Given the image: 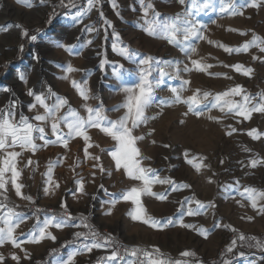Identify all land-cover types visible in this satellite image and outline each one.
Wrapping results in <instances>:
<instances>
[{"label": "rangeland", "instance_id": "rangeland-1", "mask_svg": "<svg viewBox=\"0 0 264 264\" xmlns=\"http://www.w3.org/2000/svg\"><path fill=\"white\" fill-rule=\"evenodd\" d=\"M204 2L210 3L211 7L202 8ZM149 3L153 8L145 17L140 0H96L90 10L88 0H81L77 9L68 10L56 18V7H62L60 0H21L19 3L17 0H0V109L7 110L15 104L16 118L23 114L31 120L35 115L43 114L38 104L29 110L30 105L36 104L35 95L47 96L51 88L56 95L68 100V106L86 116L85 101L72 86V81H76L88 91V106L95 108L102 104L107 117L117 120L124 114L123 109L112 111L125 100L120 89L137 83L141 69L150 72L149 79L153 81L161 78L162 69L167 75L155 91L152 106L146 111L148 117L156 119H149L146 125L135 130V135L145 136L137 142V147L144 158L142 166L154 169L161 179L171 178L177 185L190 186L172 191L168 184H155L153 193L166 194L167 199L142 197L147 216L162 224L169 218L173 220V224L162 230L153 228L142 220H133L129 213L135 206L119 199L123 192L138 186V182L130 180L122 169H115V162L109 155L115 142L110 137L99 129H89L93 147L88 149L87 157L82 138L71 139L68 148L57 144L43 145L37 139L36 153L23 152L17 164L21 171L18 183L24 185L22 193L31 196L32 202L16 196L10 180L7 190H0L15 202L13 207L6 204L4 211L10 208L25 217L15 233L18 241L22 242L21 246L16 248L8 242L0 246L3 264H37L48 252L71 238L76 239L79 245L65 247L47 264H58L70 252L80 249L85 243L91 244L93 240L101 245L107 240L108 246L80 252L74 258V264H109L107 257L113 250H117L123 257V264H127V261L137 259L125 253V249L132 248L149 252L158 248L161 254L172 260L208 264L229 247L232 251L239 247L244 241L239 239L240 235L259 241L261 236L264 237V213L258 211L264 206V200H259L257 209H253L244 192L246 188L264 192V113L254 112L250 119H244L211 109L197 117L192 113L185 115L188 111L185 104L167 106L161 103L170 100V89H179L184 80L190 81L184 85L187 90L181 93L184 98L193 95L197 89L201 94L209 92L215 95L240 86L245 94L256 98L253 104L258 103L264 94V52L253 47L247 53L229 54L218 45L235 49L250 41L253 34L264 40V0H256L257 7L249 6L252 0H233L234 7L243 13L235 16L230 14L231 9L224 13L219 11L220 0H196L197 8L192 7L191 0H185L183 5L179 0H144V6ZM186 11L192 12L190 19L204 25L205 39L192 42L197 51L191 59L213 65L208 69L212 75L195 70L184 72L185 64L192 65L180 47L169 44L165 39L149 36L143 30L147 26L145 20H152L155 13L164 20L177 14L183 17ZM77 12L83 15L77 17ZM43 13H47L46 20L35 25ZM50 17L52 22L48 23ZM37 29L40 31L36 34V41L30 39L28 51L22 55L20 48L25 49L28 37L23 35V31L27 30L29 34ZM55 42L71 50L58 48ZM114 44L117 48L126 46L139 56L129 61L113 50ZM145 57H152L153 63L139 64L138 61ZM156 61L162 63L156 64ZM164 62H178L180 75H176L175 65L169 66ZM237 64L252 69L250 76L235 71L232 66ZM68 66L75 71L68 73ZM21 74L26 83L20 79ZM4 88L10 91L5 92ZM29 91L34 95H29ZM232 99L239 102L241 97ZM54 100L55 97H50L46 103L52 104ZM68 106L59 115H64ZM41 126L48 138L55 141L50 123ZM61 127L66 133L67 129L63 125ZM152 129L155 130L152 135H147ZM253 129L259 133L258 139L248 134ZM93 156H99V161L93 160ZM29 159L32 160L31 166H27ZM253 160L259 161L255 167L251 164ZM93 164L98 166L94 168ZM196 164L203 165L199 172L194 167ZM99 165L103 166L104 172L100 171ZM9 177L10 173L5 178ZM77 181L83 182V191ZM45 187L49 188L47 195ZM113 199L118 200L114 207L110 203ZM196 200L214 207H206L198 215H187L188 208L197 207ZM46 209L65 218L70 213L72 220L69 226L48 229L56 237L55 242L47 238L39 244L24 242L35 228L43 226L46 218L54 216L45 214L43 211ZM82 220L88 227L73 226L81 224ZM181 222L192 227H181ZM200 229L207 231L206 238L200 234ZM77 232L84 233L88 239L83 236L76 238ZM92 232L97 235L92 236ZM184 251L193 252L195 256L183 257L181 253ZM13 255L19 257V261L13 260ZM153 255L156 254L153 252ZM139 259L145 258L140 256ZM229 264H264V251L256 247L254 252Z\"/></svg>", "mask_w": 264, "mask_h": 264}, {"label": "snow or ice", "instance_id": "snow-or-ice-1", "mask_svg": "<svg viewBox=\"0 0 264 264\" xmlns=\"http://www.w3.org/2000/svg\"><path fill=\"white\" fill-rule=\"evenodd\" d=\"M17 2H21V0H17ZM43 2V0H42ZM96 0H88L89 10L93 7ZM142 7L144 8V16H148V10L153 8L151 3L144 6V0H140ZM179 2L183 5L185 4V0H179ZM192 7L197 8L196 0H191ZM220 8L219 11L221 13L228 12L231 9L230 14L235 15H243L242 12L238 11L234 5L233 0H220ZM60 6L68 7L74 6L73 0H67V4H65V0H60ZM251 7H257L258 4L256 0H252V3L249 5ZM202 8L207 9L211 7V4L208 2H204L201 5ZM198 10V9H197ZM53 15L55 13L53 12ZM82 12H77L76 16H82ZM192 15L191 11H186V14L182 17L180 14H177L175 17L167 18L164 20L159 19V13H155L152 20H145V24L147 25L143 30L147 35L153 37H159L168 41L169 44L180 47L181 51L185 53L189 57L192 67H189L185 64L183 71L188 73L193 70L198 72H204L206 74L212 75V73L208 72V69L212 68L213 65L203 63L201 60L191 59V55L196 53L197 49L193 45V41L195 40H204L205 36L203 35L202 29L204 28L203 24H197L195 21L190 19ZM52 22V18L50 17L48 23ZM107 23V21H105ZM17 27H21L17 25ZM231 30V29H230ZM241 35H247L246 33H240ZM23 35L28 36L27 30L23 31ZM31 41H36L37 36L32 35L30 37ZM212 43V41H209ZM55 46L58 48H64L66 51H70L71 49L60 42H55ZM223 48V50L229 54L236 53H247L250 48H259L261 52H264V40L260 37L253 34V37L250 41L244 43L241 47L231 48L225 46L223 44L218 45ZM23 51V47L20 48ZM113 50L117 52L118 55L124 57L129 61H134L136 57L139 56L138 53L130 50L126 46H122L117 48L116 44L113 45ZM256 59V57H254ZM139 64L141 65H151L153 63L152 57H145L140 59ZM156 64H160L162 62L156 61ZM169 66L175 65L176 75L179 76L181 69L178 66V62H164ZM103 66V63L102 65ZM122 67V66H121ZM224 67H229V65H224ZM234 70L240 72L245 76H250L252 69L244 68L242 65H234ZM66 71L71 73L75 71L71 66H68ZM150 72H145L143 69L139 72L138 82L134 85L128 86L124 85L120 90L125 94V100L122 104L118 105L116 108L112 109V111H120L124 110V114L117 120H110L105 114V109L102 104L93 108L88 106L86 103L90 98L88 95V91L77 84L76 81H72V86L76 88L79 96L82 100L85 101L84 109L87 113L86 116H81L80 113L68 106V100L66 98H62L56 95L51 88L48 90V95H35L36 104L30 105L29 110L36 108L37 104L43 109V114H37L31 118L37 124H33L29 117L21 114L19 119L16 118L15 112V104H13L7 110L0 109V190L6 191V185L11 182V185L15 189L16 196L28 200L32 202L31 196H25L22 193V189L24 187L23 184L18 183L19 178L21 177V171L18 169V158L22 155L23 152L30 151L33 154L36 153L38 145L36 143L37 139L43 142V145L57 144L64 148H68L69 141L73 138H82L85 147L84 153L87 157L89 155L88 149L93 147L91 143V136L88 134L89 129L96 128L99 129L105 136L110 137L111 140L115 142V146L113 150L109 152L112 160L115 162V169L120 171L121 169L126 174V176L132 180L137 181L138 186L131 187L129 190L123 192L119 199L124 201L131 202L135 207L129 213L133 220H142L143 223L148 224L150 227L157 228L162 230L164 227L173 224V220L169 218L165 223H161L160 221L147 216L146 209L142 206L141 200L143 196H155L156 199L161 201L167 199L166 194H155L152 189L155 184H168L171 186L172 191H177L182 188L190 187L187 184H179L177 185L175 181L171 178L161 179L159 174L151 168H146L143 165L144 158L141 155L140 149L137 147V142L145 139L143 135H135V130L140 128L141 125H146L149 119H156V117H148L146 115V111L152 106L155 99V91L156 89L163 83V77L167 75L162 69L160 71V79L153 81L149 79ZM67 79V77H64ZM225 78H230L225 76ZM20 79L25 83L26 78L21 74ZM190 81L184 80L182 82V86L177 88H171L170 91L172 93V98L167 101H161L162 104L167 106H173L175 104H185L187 106L188 111L185 113H192L197 117L204 115L205 110L211 109H219L221 113L225 114H234L236 116H242L244 119H250L252 113H264V94L259 97V102L253 104V100L255 97H251L248 94L244 93V90L240 86L233 87L227 91L222 93H217L213 95L209 92H203L201 94L200 90L197 89L193 95L184 98L181 93L186 91L187 89L184 85H188ZM3 91L9 92L10 89L4 88ZM29 95H34L33 92L29 91ZM240 96L241 100L239 102L232 99L233 97ZM50 97H55V100L52 104L46 103V100ZM211 97V100L209 98ZM208 101V103H204ZM203 104V107L201 105ZM67 107V112L64 115H59L63 108ZM213 119L212 117H209ZM216 122H219L217 120ZM50 123L51 135L55 137V141L48 138L45 128L41 126V124ZM63 125L64 128L67 129V132H63L61 127ZM155 130L152 129L148 132L147 135H152ZM231 134V133H229ZM252 136L253 139L259 138V133L253 129L248 133ZM155 143V141H153ZM99 147V145H96ZM167 147V145H165ZM19 149L20 151H17ZM188 156V153L185 152V157ZM93 160L99 161V156H93ZM203 159V158H201ZM192 163V161H188ZM259 161L253 160L251 161L252 167H255ZM32 160L29 159L27 162V166H31ZM97 164H93V167H97ZM196 170L199 172L203 167L202 164L194 165ZM100 171L104 172V168L102 165H99ZM49 171V184H51V171L52 165L51 163L48 166ZM10 173L9 179H6V175ZM111 175V173H108ZM211 182V180L209 181ZM80 186V190L83 191V182L77 181ZM56 187H59L57 184ZM45 194H49V188L45 187ZM227 191V188H226ZM244 192L247 193V198L251 202V206L253 209H257L258 201L264 200V192H257L253 188H246ZM7 199V197H5ZM118 202L117 199H113L110 201L111 205L114 207ZM196 208H188L187 215H198L202 209L206 207H214V205H205L199 200L195 201ZM62 207H65L62 205ZM7 208V205L4 203H0V246L4 245L6 242L11 243L13 247L19 248L21 246V241H18L17 236L15 235L16 229L19 228L20 224L24 223L25 217L22 214L14 212L12 209L8 208L7 211L4 209ZM258 211L264 213V206L259 207ZM65 212H67L65 207ZM110 214V213H109ZM72 220L71 214H67V218L64 215L59 217L52 216L50 218H46L43 221L42 227L35 228L30 233V238L27 239L26 243L31 244H39L44 239H50L55 242L56 237L51 235L48 232L50 227H54L56 229H62L66 226H69V221ZM76 227H88L86 223L81 221L79 225H73ZM181 227H192L191 225H185L181 222ZM219 227V225H217ZM235 231V229H232ZM200 234L207 237V231L204 229H200ZM92 236H96L95 232L91 233ZM84 237L85 240L88 239V236L84 233L77 232L75 233L76 238ZM240 240H245L246 238L243 235L239 236ZM255 240V238H250ZM235 244V241H233ZM108 241H105L104 245L93 240L91 244L85 243L78 250H74L70 252L66 259H62L58 262V264H74V258L83 251L91 252L93 248L107 247ZM254 246L264 251V242L256 241ZM228 251L231 252L232 248L229 247ZM153 252L156 255H153ZM153 252H149L146 249L140 248H132L125 249V253L132 257H137L136 260H129L127 264H187V261L182 260H172L170 258L165 257L160 253V250L154 249ZM183 257H194L195 253L190 251H184L181 253ZM143 256L145 259L140 260L139 257ZM13 260L19 261V257L13 255ZM107 261L109 264H123V257L119 256L117 250H113L111 255L107 257ZM0 264H3V257L0 256ZM225 264H229L228 261H225Z\"/></svg>", "mask_w": 264, "mask_h": 264}, {"label": "trees", "instance_id": "trees-1", "mask_svg": "<svg viewBox=\"0 0 264 264\" xmlns=\"http://www.w3.org/2000/svg\"><path fill=\"white\" fill-rule=\"evenodd\" d=\"M80 2L81 0H73V4L74 6H68V7H56V18H58L59 16H61L62 14H64L65 12H67L68 10H74V9H77L80 5ZM40 30H34V31H31L29 34H28V37L26 38V45H25V49L23 50L22 52V55H25L28 51V46H29V42H30V37L32 35H36L39 33ZM7 66V65H6ZM5 195L0 193V203H4V204H7L8 206L10 207H13L15 205V202L8 198L5 199ZM45 214H52V215H55L57 217L61 216L60 213L58 212H50L49 210H44L43 211ZM35 214L36 215H40V212L39 211H35ZM250 238H253V237H246V239L241 243V245L239 247H237L235 250L229 252L228 250H224L222 255L216 259L215 261H211L209 262L208 264H225V261H229V262H233V260H235L236 258L240 257V256H247L249 255L251 252H254V250L256 249V247L254 246H250L251 245H254L255 242L257 241L256 239L255 240H252ZM261 240H264V237L261 236L260 237ZM260 240V241H261ZM259 241V240H258ZM79 244L77 243L76 239L74 238H71L69 241L67 242H63L61 243L54 251H50L46 254L45 258L42 260V261H39L37 262V264H47L53 257L59 255L61 253V251L65 248V247H71V246H78Z\"/></svg>", "mask_w": 264, "mask_h": 264}, {"label": "bare ground", "instance_id": "bare-ground-1", "mask_svg": "<svg viewBox=\"0 0 264 264\" xmlns=\"http://www.w3.org/2000/svg\"><path fill=\"white\" fill-rule=\"evenodd\" d=\"M47 17V13H43L40 15V17H38V21L35 25H41L44 23V21L46 20Z\"/></svg>", "mask_w": 264, "mask_h": 264}]
</instances>
